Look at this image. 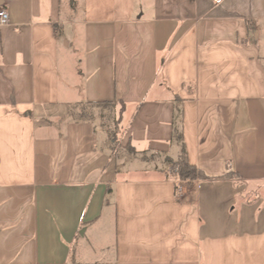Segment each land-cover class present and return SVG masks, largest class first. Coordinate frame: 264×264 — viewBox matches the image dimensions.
Instances as JSON below:
<instances>
[{"label": "crops", "instance_id": "crops-1", "mask_svg": "<svg viewBox=\"0 0 264 264\" xmlns=\"http://www.w3.org/2000/svg\"><path fill=\"white\" fill-rule=\"evenodd\" d=\"M0 9V264H264V0ZM113 101L127 164L75 116Z\"/></svg>", "mask_w": 264, "mask_h": 264}, {"label": "rangeland", "instance_id": "rangeland-1", "mask_svg": "<svg viewBox=\"0 0 264 264\" xmlns=\"http://www.w3.org/2000/svg\"><path fill=\"white\" fill-rule=\"evenodd\" d=\"M82 107H84L86 113L92 114L91 120L96 121L97 126L101 125L109 131V140L111 141L110 152L112 153L114 161L118 163V165L124 162H126L127 164L128 161L127 159L133 157L132 156L133 151L132 149L128 148L127 145L123 150L121 149V144H122L121 136L124 132L123 131L124 127L122 126V124H120L119 117L122 113L123 107L119 106V104H111L109 106H104V107L100 106L95 109L94 107L87 105H84ZM81 109L78 110V113L81 111ZM88 117L90 116L88 115ZM146 159L148 161L151 160L152 162H154L156 166H159L164 170H167L168 168L167 160H170L167 157L164 156L162 157L157 154L148 155Z\"/></svg>", "mask_w": 264, "mask_h": 264}, {"label": "trees", "instance_id": "trees-1", "mask_svg": "<svg viewBox=\"0 0 264 264\" xmlns=\"http://www.w3.org/2000/svg\"><path fill=\"white\" fill-rule=\"evenodd\" d=\"M111 104H120V103L113 101L110 103H103L102 105L91 104L87 106L104 107V106H109ZM121 106L124 108V105L122 103ZM87 114L88 113H86L84 107H82L81 111L77 113L75 116L81 120L91 121L92 114L90 113L88 114L90 117H88ZM172 139L180 143V154L176 161L167 160L168 168L167 170H163L164 177L168 180L177 182L180 186L186 189H190L191 187H193L196 181L204 180L206 177L203 175V173L200 170H198L195 166L191 165L188 162L180 131L176 127L173 128ZM127 147L132 149L129 144L127 145Z\"/></svg>", "mask_w": 264, "mask_h": 264}, {"label": "built area", "instance_id": "built-area-1", "mask_svg": "<svg viewBox=\"0 0 264 264\" xmlns=\"http://www.w3.org/2000/svg\"><path fill=\"white\" fill-rule=\"evenodd\" d=\"M9 15L6 10L0 9V26L9 24Z\"/></svg>", "mask_w": 264, "mask_h": 264}]
</instances>
